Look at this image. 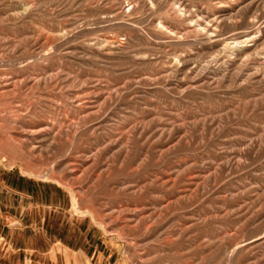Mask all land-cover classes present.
<instances>
[{
  "label": "rangeland",
  "instance_id": "1",
  "mask_svg": "<svg viewBox=\"0 0 264 264\" xmlns=\"http://www.w3.org/2000/svg\"><path fill=\"white\" fill-rule=\"evenodd\" d=\"M0 264H264V0H0Z\"/></svg>",
  "mask_w": 264,
  "mask_h": 264
}]
</instances>
